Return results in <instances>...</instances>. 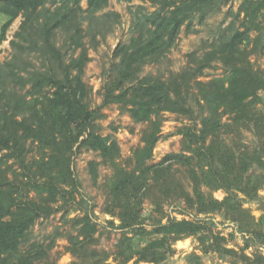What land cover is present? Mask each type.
I'll use <instances>...</instances> for the list:
<instances>
[{
	"label": "trees",
	"instance_id": "obj_1",
	"mask_svg": "<svg viewBox=\"0 0 264 264\" xmlns=\"http://www.w3.org/2000/svg\"><path fill=\"white\" fill-rule=\"evenodd\" d=\"M216 1L150 0L155 11L133 13L135 36L115 48L98 107L119 105L133 122L148 125L141 147L133 152V168L127 169L117 162L116 141L98 134L99 109H90L82 80L90 61L84 34L92 42L97 35L104 39L119 20L117 14L96 15L108 0H86L85 10L82 0H61L58 5L50 0H0V43L21 18L10 41L13 55L0 63V264H56L51 260L54 241L31 244L26 251L20 246L36 220L75 201L79 184L70 159L82 148L98 152L113 172L105 213L118 219L122 231L115 253L120 264H161L174 254L173 244L188 237L206 243L199 222L168 218L145 228L142 205L153 188L166 194L169 189L165 197H183L187 206L205 215H232L244 210L245 203L263 201L259 191L264 187V113L256 105L264 103V72L253 67L250 55L264 47V0H243L240 27L231 28L212 52L224 68L223 77L198 81L211 64L195 53L188 56L186 67L166 78L142 75L145 65H161L182 26L197 14L204 18ZM60 36L63 43L56 45ZM31 54L38 56L42 69L28 59ZM196 112L199 127L180 130V153L148 165L161 139L163 115L191 119ZM244 131L255 138L252 148L242 142ZM33 146L36 156L28 160ZM172 164L185 169L190 192L170 173ZM90 171L96 172L94 163ZM215 190L225 193L222 201L213 198ZM79 209L82 215L74 220L77 233L67 235L71 264H108L105 252L95 248L97 229L90 211ZM257 234L264 245V234Z\"/></svg>",
	"mask_w": 264,
	"mask_h": 264
},
{
	"label": "rangeland",
	"instance_id": "obj_2",
	"mask_svg": "<svg viewBox=\"0 0 264 264\" xmlns=\"http://www.w3.org/2000/svg\"><path fill=\"white\" fill-rule=\"evenodd\" d=\"M60 1L50 0V4L58 5ZM242 1L217 0L214 9L209 10L204 18L201 19L198 14L192 17L188 23L182 26L173 48L166 54L162 64L145 65L142 75L161 74L166 78L169 72H178L186 67L190 59L188 56L195 53L197 56L208 59L211 64L198 77V81L205 83L213 78L223 77L225 75L224 68L218 61V57L215 58L211 54L216 50L220 38L225 37L231 28L240 27L243 19L240 12ZM81 7L84 10L87 8L86 0H82ZM156 8L157 6L150 0H108L107 5L96 15L117 14L118 22L114 24L104 39L97 35L96 43L92 42L87 34V36L84 34L83 39L90 61L84 68L82 80L89 91L90 109H99V116L96 119L98 134L116 141L120 150L117 162L121 167L127 169L133 168V152L141 147L142 136L148 125L133 122L128 113L119 105L109 104L98 108L102 104V87L104 80L107 79L104 73L111 67L115 48L120 44H127L130 38L135 36L132 31L133 13L138 15L152 13ZM82 16L86 18L87 13H83ZM20 22L21 18L18 17L9 28L5 41L0 43L1 64L10 60L13 55L10 41L18 30ZM88 22L86 19L83 23L84 33L88 32ZM3 23L4 18L0 14V29ZM57 40L56 45H61L64 38L62 39L60 36ZM78 54L77 51L74 57ZM28 59L35 68L42 69L37 55L31 54ZM250 60L255 69L264 72V47L260 53L250 55ZM194 108L197 111L200 107L195 103ZM256 108L264 113L263 102L259 101ZM198 114L196 112L191 119L172 113L164 114L161 139L155 145L153 156L147 164L156 165L161 163L167 155L179 154L182 147L180 130L185 126L199 127ZM226 120L224 117L223 121ZM230 137L234 138V136ZM254 141V136L250 132L244 131L242 142L252 148ZM35 156L33 146L28 160ZM70 162L72 174L79 184L78 190L73 193L75 201L69 200L65 209L59 210L47 218L36 220L28 231L25 241L21 244L20 251H26L34 243L48 245L54 241L51 260L56 261V264H71L74 259L68 252L67 235H76L74 220L82 215V211L79 209L82 208L90 211L92 221L96 226V237L98 238L96 250L100 253L105 252L106 263L120 264L119 260L115 258V253L119 240L122 238V231L117 228L118 219L105 213L109 191L108 183L113 174L112 169L103 163L98 152L90 149L82 148L75 152L71 156ZM12 163L11 160L8 161V164L12 165V169L17 170V166ZM90 163L95 164L94 175L90 171ZM170 173L174 174V178L179 180L186 191L190 192L191 186L185 179L186 174L183 167L172 164ZM149 183L152 181L149 180ZM153 189L151 190L153 193H149L145 197L142 205L143 225L146 229L150 230L160 220L164 224L168 218L185 219L199 222L202 225V235L207 239L204 244L200 243L197 236L176 241L172 246L174 254L161 264H264V245L260 243L261 235L257 234H264V220L260 219L264 215V187L259 191L263 198L260 204L245 203L244 210L232 215H228L224 211L207 215L197 214L195 208L185 204L183 197H165L169 189H165L167 194L160 192L159 188ZM211 194L218 201H222L225 197L223 190H215ZM60 203L61 201L58 204ZM126 264L152 263L132 260Z\"/></svg>",
	"mask_w": 264,
	"mask_h": 264
}]
</instances>
